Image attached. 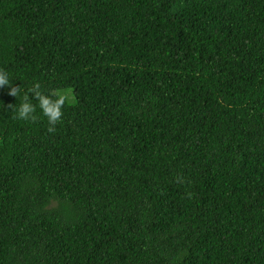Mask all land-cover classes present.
I'll return each instance as SVG.
<instances>
[{
    "label": "trees",
    "instance_id": "1",
    "mask_svg": "<svg viewBox=\"0 0 264 264\" xmlns=\"http://www.w3.org/2000/svg\"><path fill=\"white\" fill-rule=\"evenodd\" d=\"M0 70L71 98L0 88V264H264V0H0Z\"/></svg>",
    "mask_w": 264,
    "mask_h": 264
},
{
    "label": "clouds",
    "instance_id": "2",
    "mask_svg": "<svg viewBox=\"0 0 264 264\" xmlns=\"http://www.w3.org/2000/svg\"><path fill=\"white\" fill-rule=\"evenodd\" d=\"M8 87V94L17 98L22 95L21 102L15 107L14 119L25 122H36L41 117L46 118L50 133L56 131V125L62 121L63 108L71 102L70 96L60 90L45 92L39 82L21 94L20 86H14L11 74L0 70V88ZM35 101V103H34ZM9 105L8 107H12ZM39 109V112L37 111Z\"/></svg>",
    "mask_w": 264,
    "mask_h": 264
},
{
    "label": "rangeland",
    "instance_id": "3",
    "mask_svg": "<svg viewBox=\"0 0 264 264\" xmlns=\"http://www.w3.org/2000/svg\"><path fill=\"white\" fill-rule=\"evenodd\" d=\"M63 91H65V90H63Z\"/></svg>",
    "mask_w": 264,
    "mask_h": 264
}]
</instances>
